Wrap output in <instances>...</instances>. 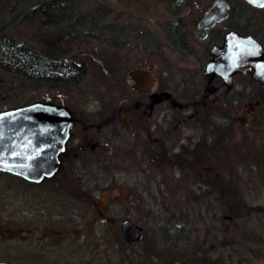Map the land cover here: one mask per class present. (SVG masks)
I'll return each instance as SVG.
<instances>
[{
  "label": "flooded vegetation",
  "instance_id": "obj_1",
  "mask_svg": "<svg viewBox=\"0 0 264 264\" xmlns=\"http://www.w3.org/2000/svg\"><path fill=\"white\" fill-rule=\"evenodd\" d=\"M216 1L194 9L191 21L185 17L189 8L178 15L181 54H185L178 64L179 77L158 78L151 72L155 78L151 90L138 92L126 86L125 74L123 80H114L111 102L105 100L108 94H90L86 99L65 95L68 99L62 106L69 111L72 123L64 152L58 157L59 169L51 177L61 193L58 212L68 221L89 218L95 229L104 222L109 229H117L133 258L146 235L144 221L156 209L152 190L162 199L182 194L173 211H196L202 180H209L205 194L214 206L222 202L217 196H231L225 188L229 186L226 166L231 155L237 152L240 164H256L264 170V84L255 81L251 69L234 72L229 85L216 73L220 64L227 62L226 38L231 34L253 39L260 48L258 59L264 63V4L221 0L224 17L200 29L201 19ZM124 163L130 175L127 188L117 181ZM104 166L116 169L111 183L103 173ZM112 188L123 198L119 201L123 205L108 192ZM166 201H162L163 210L168 206L171 210L173 204ZM123 210L135 218L124 217ZM124 219L143 229L138 242L123 239L120 222ZM191 224L180 228L192 233L191 244H197L199 223ZM223 243L218 247L223 252L202 254L205 260L223 255V260L235 259L239 264H264V243L259 238ZM191 249L193 264H199L198 247Z\"/></svg>",
  "mask_w": 264,
  "mask_h": 264
},
{
  "label": "rangeland",
  "instance_id": "obj_2",
  "mask_svg": "<svg viewBox=\"0 0 264 264\" xmlns=\"http://www.w3.org/2000/svg\"><path fill=\"white\" fill-rule=\"evenodd\" d=\"M42 1L0 0V38L7 37L17 43L30 44L37 49L40 56L54 52L62 55L61 59L64 60L81 61L87 70L84 79H81L74 88L67 86L60 89V87L48 88V86L25 92L18 88L13 91L20 95L22 93L23 98L29 101L49 100L60 103L61 100L66 102L67 94H76L78 98L85 99L91 98L90 94H108L105 100L111 102V94L115 92V87L112 88L111 85L110 90L106 89L102 78H111L117 70L126 73L137 66L149 69L158 78L179 77L181 71L178 64L184 59L185 54L177 52L178 48L175 49L164 39V35L158 32L161 28L164 30L169 16L163 1L69 0L70 5L82 12L98 8V21L94 22L98 28L90 33L96 38L88 40V29L85 26H77L74 35H69L70 38L74 37L73 40H62L53 48L51 47L54 41L49 36L53 29L48 28V25L44 26L45 22L38 17L41 13L39 14L40 7L38 9L37 6ZM210 2L211 0H195L187 8L193 13L194 9L204 7ZM85 14L87 13L83 14L84 17H87L88 15ZM80 21L83 20L80 18ZM140 29L153 32L156 48L141 41ZM3 81L0 72V85ZM239 162L240 155L237 152L236 155L230 156V162L226 166L229 186L225 185V188L233 196L241 194L246 206L250 207L249 211L243 212L244 215L238 216L239 218H233L227 212H223L226 209L218 206L220 204L214 206L212 198L205 194L210 189L209 180L200 181L198 187L200 204L196 211L192 212L172 210L178 208L176 204L181 200L182 194L168 195L167 198L162 199L152 190V205L156 206V209L151 210L150 218L144 221L146 235L136 248L135 258L131 260L128 258L126 262H121V258L129 257L128 250L125 252L111 244L112 239L105 222L99 230L97 227L96 229L92 227L89 218L85 220L75 218L68 221L61 216L58 212L61 210L58 207L62 203L59 198L61 193L53 186V181L36 186L25 183L23 185L19 180L5 176L6 173L2 176V172L0 173V260L22 264H192L189 258L191 248L195 245L198 247L197 253L201 255L199 264H227V260L205 261L202 259V254L206 255L213 251L218 253L217 249L221 243H240L242 238L247 237L259 238L260 242L264 243V170L260 171L261 166L256 164L246 165ZM262 166L264 169V165ZM128 169V164L124 163L118 170L120 173L117 181L125 188L129 184ZM115 170L113 166H107V169L104 166L103 173L109 178L107 182H112ZM214 188L224 190L222 189L224 187ZM108 192L118 198L119 205H123L119 202L123 198L119 196L116 188ZM99 197L100 194L97 198ZM163 200H167L168 205L173 204L171 210L169 206L167 211L163 210L161 206ZM189 207L192 208L191 202ZM123 211L124 217L135 218L132 213ZM187 216L188 219H181ZM176 219L184 225L189 222L190 227L192 222L199 223L198 235H195L198 236L197 244L185 242L189 239L187 237H191V233L188 236L186 229H183L184 234H181L182 229L176 230L183 236V238L179 237L182 240L168 239L169 236L164 234L165 229L160 222L174 223ZM167 230L170 235L169 231L172 228ZM76 235L83 237L76 239ZM98 243L101 246L95 249L94 246ZM3 256L21 258V260L3 258ZM223 258L225 257L219 256V259Z\"/></svg>",
  "mask_w": 264,
  "mask_h": 264
},
{
  "label": "trees",
  "instance_id": "obj_3",
  "mask_svg": "<svg viewBox=\"0 0 264 264\" xmlns=\"http://www.w3.org/2000/svg\"><path fill=\"white\" fill-rule=\"evenodd\" d=\"M13 1V0H12ZM166 6V10L168 12V18L164 25V30L161 28L158 32H160L162 35H164V39L166 41H169V44L175 47L177 49L176 51L181 53V32H180V26L178 21V15L180 13L185 12L187 7H190L192 3H194L195 0H161ZM69 0H43L40 2L37 6L39 9L41 16H38L41 18L42 21L45 22V25H48V28L53 29L52 32H50L51 36L50 38L53 39L54 44L51 48L54 47V45L59 44L62 40H73L74 37H69V35H74L75 28L77 26H85L88 31L89 39H93L96 37H92L90 33L92 30H97L98 25L96 26L94 22L98 21V8L90 9L89 12H82V10H78L73 5H70ZM196 4V2H195ZM84 13H87L85 15H88L87 17H84ZM83 15V17H81ZM81 20L83 21H80ZM186 19H189L190 21L193 19V13L189 12ZM76 22H78L76 24ZM91 24V25H90ZM96 26H94V25ZM82 29V28H81ZM113 29H116L113 27ZM112 29V33L114 30ZM139 33L141 35V41L143 40V43L145 45H150L151 47L155 46V36L153 35V32L150 33L147 29H140ZM145 33V35H144ZM70 38V39H69ZM154 43V44H153ZM184 54V53H183ZM62 55H57L54 52L49 53L46 55H39V52L37 49H35L34 46H31L27 43H17L12 41L10 38H0V72L3 75V82L0 85V111L5 110L12 107H17L20 105L28 104L31 102H35V100H27L23 98V95L21 93L18 94L16 91L18 90L22 91H29V90H35L36 88L40 87H55V88H66L67 86L70 88L76 87L81 79L83 80L86 75V66L81 61H73V60H64L61 59ZM138 67V66H137ZM141 67V66H139ZM126 73L123 72V70H117V72L114 71L113 76L111 78H102V83L105 85L106 89L110 90L111 85L112 88L115 86L114 80H118L120 77V80H123L124 75ZM110 92V91H108ZM41 102H47L51 104L56 105H63L65 102L61 100V102H54L49 100H38ZM2 173V172H0ZM4 176L5 173H2ZM5 176L19 180L20 183L22 182L30 186H36L41 185L45 182H51L50 179H45L43 182L39 184L29 183L21 178L12 176L10 174H6ZM235 189V188H234ZM233 189V190H234ZM232 190V188H231ZM232 197H222L217 196L218 201H222L219 206H221L223 209H226V211L229 214L230 217L233 218H239L240 216H243L246 211H249L250 207L246 206V202L243 201L241 195H231ZM224 198L226 201H224ZM192 212V211H191ZM239 216V217H238ZM191 218V217H190ZM182 220L188 219L187 217L181 218ZM193 219V218H191ZM174 223H171L170 228H172V233H177L176 230H180V226H187V225H181L182 222L178 221L179 219H176ZM71 221V220H70ZM189 223V222H188ZM190 227V225H189ZM109 229V228H108ZM117 229L110 228L109 229V236L110 239H112V243L114 246H118L125 252L128 250L129 257H123L121 258V262H126L128 258L131 260L133 258L130 253V249L128 244L123 242L120 238V235L118 234ZM189 236V232H186ZM191 237H193V234L191 233ZM191 237H187V242H192ZM68 237L66 238V240ZM170 239V237H169ZM5 243V241H3ZM239 243V242H238ZM89 247V245H86ZM99 243L94 246L95 249L99 248ZM17 250H19L17 248ZM218 250V249H217ZM219 251V250H218ZM223 251H219L221 253ZM136 253V251H135ZM134 253V254H135ZM193 253V252H191ZM21 255V254H20ZM136 256V254H135ZM223 256V255H219ZM219 256L215 260H223L219 259ZM9 258L12 260H21V258H10L9 256H3V258ZM33 257V256H28ZM231 264H239L235 259H232Z\"/></svg>",
  "mask_w": 264,
  "mask_h": 264
},
{
  "label": "water",
  "instance_id": "obj_4",
  "mask_svg": "<svg viewBox=\"0 0 264 264\" xmlns=\"http://www.w3.org/2000/svg\"><path fill=\"white\" fill-rule=\"evenodd\" d=\"M259 6L264 0H245ZM216 1L201 19L200 29L210 27L224 17L221 6ZM226 64H220L216 73L226 85L234 72L253 70L257 82L264 84V63L259 58V45L249 37L226 38ZM126 86L138 92H148L154 83L153 74L144 68H133L125 75ZM168 95V93H163ZM161 94V95H163ZM72 118L65 107L35 101L0 111V172L19 177L29 183L39 184L54 176L59 169V155L64 152L69 136ZM123 239L127 243L142 239L143 229L128 219L120 222ZM0 264H22L15 261H1Z\"/></svg>",
  "mask_w": 264,
  "mask_h": 264
},
{
  "label": "bare ground",
  "instance_id": "obj_5",
  "mask_svg": "<svg viewBox=\"0 0 264 264\" xmlns=\"http://www.w3.org/2000/svg\"><path fill=\"white\" fill-rule=\"evenodd\" d=\"M163 223H164V224H163ZM161 224L164 225V229H165V230H164V234H166L167 236H169L172 240H174V238H175V240H182V239H180V238H183V236H181L180 233H172V230L169 231V234H170V235H168V233H167L168 230H167V229L170 228L169 225L172 226L171 221H169V222L162 221ZM183 229H185V228H182L181 234H184ZM162 232H163V231H162ZM178 235H179V236H178ZM179 237H180V238H179ZM168 239H169V238H168ZM171 239H170V240H171ZM191 239H192V238H191ZM172 240H171V241H172ZM185 242H187V241L185 240ZM166 243H167V242H166ZM200 257H201V255H199V260L201 259ZM189 259L191 260V256H190ZM202 259L205 260V257L203 256ZM206 260H208V259H206ZM206 260H205V261H206ZM191 261H192V260H191ZM209 261H210V262H213V261L215 262V260H212V261L209 260ZM198 262H199V261H198ZM192 264H193V262H192Z\"/></svg>",
  "mask_w": 264,
  "mask_h": 264
}]
</instances>
